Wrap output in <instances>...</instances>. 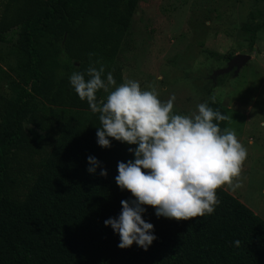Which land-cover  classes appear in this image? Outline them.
<instances>
[{
    "label": "trees",
    "instance_id": "1",
    "mask_svg": "<svg viewBox=\"0 0 264 264\" xmlns=\"http://www.w3.org/2000/svg\"><path fill=\"white\" fill-rule=\"evenodd\" d=\"M140 0H4L0 44L19 59L15 97L0 93V264H264V219L228 191L216 190L211 215L177 221L142 218L156 239L145 251L119 237L103 221L116 217L131 194L115 184L117 162L132 159L126 145L96 143L97 114L85 128L55 119L40 102L90 110L69 85L73 71L90 64L112 72ZM243 30H264V20ZM231 58V57H230ZM98 62V63H97ZM119 82L121 77L118 76ZM98 91L97 98L104 99ZM228 116L229 108L207 100ZM26 124L31 125L27 128ZM227 128V121L220 122ZM94 156L105 177L86 171ZM32 171L23 199L12 196L13 177ZM239 240V246L233 244Z\"/></svg>",
    "mask_w": 264,
    "mask_h": 264
},
{
    "label": "rangeland",
    "instance_id": "2",
    "mask_svg": "<svg viewBox=\"0 0 264 264\" xmlns=\"http://www.w3.org/2000/svg\"><path fill=\"white\" fill-rule=\"evenodd\" d=\"M263 20L264 0H140L111 73L117 85L132 79L162 101L174 96L178 114H190L207 100L228 107L227 128L247 151L236 194L264 218V30L256 32L251 46L252 31L242 29ZM9 51L0 44V93L12 98L20 84L6 65L17 69L19 59ZM244 52L251 59L238 71L214 75ZM39 109L82 128L91 114L43 102ZM33 179L32 171L13 177L12 196L25 198Z\"/></svg>",
    "mask_w": 264,
    "mask_h": 264
},
{
    "label": "clouds",
    "instance_id": "3",
    "mask_svg": "<svg viewBox=\"0 0 264 264\" xmlns=\"http://www.w3.org/2000/svg\"><path fill=\"white\" fill-rule=\"evenodd\" d=\"M68 81L78 98L97 114L98 146L109 148L112 140L135 146L127 149L132 159L117 162L114 177L118 188L127 190L131 198L120 201L116 217L103 221L118 235V248L135 243L146 251L156 239L153 225L142 218L146 206L157 218L204 217L219 204L217 189L240 186L247 151L234 130L220 128V122L229 117L208 102L198 103L190 114L175 113L174 96L162 101L155 90L142 89L132 79L117 85L102 64L73 71ZM101 90L106 93L102 100L97 98ZM86 160V171L96 174L100 162L91 155ZM99 175L105 177L106 170L100 167ZM233 244L238 247L240 241Z\"/></svg>",
    "mask_w": 264,
    "mask_h": 264
},
{
    "label": "water",
    "instance_id": "4",
    "mask_svg": "<svg viewBox=\"0 0 264 264\" xmlns=\"http://www.w3.org/2000/svg\"><path fill=\"white\" fill-rule=\"evenodd\" d=\"M250 59H251L250 52L237 53L230 58L227 67L216 71L214 75L218 73L228 72L233 68H236L238 71V69H240L243 65H245Z\"/></svg>",
    "mask_w": 264,
    "mask_h": 264
},
{
    "label": "crops",
    "instance_id": "5",
    "mask_svg": "<svg viewBox=\"0 0 264 264\" xmlns=\"http://www.w3.org/2000/svg\"><path fill=\"white\" fill-rule=\"evenodd\" d=\"M226 191H228L229 193H231L233 196H235V197H237L241 202H243L242 201V199L240 198V196H238L237 194H236V189H234V190H230V189H228V188H224ZM244 203V202H243ZM245 204V203H244ZM246 205V204H245ZM247 206V205H246ZM249 207V206H248ZM250 208V207H249ZM251 209V208H250ZM253 210V209H252ZM254 211V210H253ZM255 212V211H254ZM256 214H258L257 212H255ZM259 216H260V214H258ZM260 217H262V216H260ZM263 218V217H262ZM264 219V218H263Z\"/></svg>",
    "mask_w": 264,
    "mask_h": 264
}]
</instances>
